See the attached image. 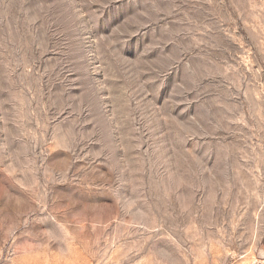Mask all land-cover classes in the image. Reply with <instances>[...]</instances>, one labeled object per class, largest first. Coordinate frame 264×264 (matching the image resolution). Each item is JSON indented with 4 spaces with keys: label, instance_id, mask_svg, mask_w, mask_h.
<instances>
[{
    "label": "rangeland",
    "instance_id": "1",
    "mask_svg": "<svg viewBox=\"0 0 264 264\" xmlns=\"http://www.w3.org/2000/svg\"><path fill=\"white\" fill-rule=\"evenodd\" d=\"M0 264H264V0H0Z\"/></svg>",
    "mask_w": 264,
    "mask_h": 264
}]
</instances>
